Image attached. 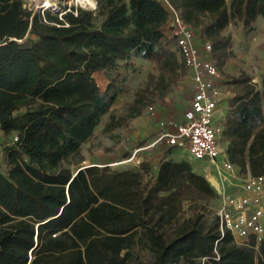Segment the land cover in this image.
<instances>
[{"label":"trees","instance_id":"1","mask_svg":"<svg viewBox=\"0 0 264 264\" xmlns=\"http://www.w3.org/2000/svg\"><path fill=\"white\" fill-rule=\"evenodd\" d=\"M168 1L212 44L219 70L233 55L225 29L240 22L254 30L264 18V0ZM170 17L161 0H97L94 10L43 14L25 0H0V264H264V240L256 248L222 236L217 214L205 228L206 202L220 197L191 161L165 152L146 184L141 170L79 167L135 58L159 75L106 132L142 113L151 85L163 98L187 74ZM97 73L109 79L106 89ZM230 83L226 154L241 172L264 174V78L262 90L246 73Z\"/></svg>","mask_w":264,"mask_h":264},{"label":"rangeland","instance_id":"2","mask_svg":"<svg viewBox=\"0 0 264 264\" xmlns=\"http://www.w3.org/2000/svg\"><path fill=\"white\" fill-rule=\"evenodd\" d=\"M27 6L34 10H39L41 14L44 10H48L52 13H58L65 7L78 6L86 9H96L97 0H88L85 5H81L74 0H50L51 8L47 6L48 0H25ZM224 34L231 36L232 46L231 50L233 55L228 59L227 63L220 70L221 79L219 86L221 89L224 102V107L221 112L216 116V122L220 123L229 111V99L234 96V86L230 83V80L234 76H239L242 73H246L252 77V83L256 85L257 90L263 89L264 78V18H260L257 23V27L254 30H250L243 26L240 22H232L224 31ZM127 77L121 84V92L112 106L109 113L104 115L101 123L96 127L93 136L82 147V154L85 161L79 167H86L91 165L90 162L95 155L110 156L114 161L122 159L127 160L131 157L133 152L140 147L152 144L157 138L155 135H150L146 138L143 136H135V132L141 129L142 126L136 124V119L139 116H148L151 111L149 108L152 106L156 108L164 103L169 102L175 96H178V89L180 81L170 86L168 93L165 97H161V90L155 85L150 86V90L146 93L145 103L146 106L142 113L127 119V124L123 127H119L110 132L105 131L106 124L109 122L112 115L115 117H129L131 113V104L135 101L138 93L143 91L148 86L150 81V75H154L156 78L159 75L158 70L149 61L141 58L134 59V66L128 68ZM96 79L102 89H106L109 84V79L102 73L95 74ZM223 130V129H222ZM143 132V130H142ZM133 140H131L133 137ZM221 146L226 152L228 146V140L220 136ZM160 144V143H159ZM156 145V147L149 150H142L137 154V158L132 162H126L120 165H113L116 170L134 169L141 170L142 182L146 184L156 174L158 165L164 153L168 152L166 159H173L177 161L192 159L189 158V152L183 147H170L166 143L163 145ZM158 146V147H157ZM148 153V154H147ZM146 155V156H145ZM151 157V158H149ZM148 158V160H145ZM220 162L223 161V157H220ZM193 169L202 175H206V171L209 169V163L204 161H191ZM76 168V167H74ZM213 174L220 179L216 167H210ZM242 176H245L247 172H241ZM228 193L233 192V189H226ZM207 208L205 210V228H210L215 225L216 222V208L219 205V201L210 200L206 202ZM192 216L191 204L185 203L183 218H189ZM144 262L148 263V257L143 256ZM199 260L197 261V263ZM203 263V260H202ZM177 264H195L192 262L178 261Z\"/></svg>","mask_w":264,"mask_h":264},{"label":"built area","instance_id":"3","mask_svg":"<svg viewBox=\"0 0 264 264\" xmlns=\"http://www.w3.org/2000/svg\"><path fill=\"white\" fill-rule=\"evenodd\" d=\"M161 1L171 14L167 29L176 39L179 52L195 83L188 119L176 125L175 132H163L152 144L137 148L127 160L107 165L112 167L132 162L139 152L161 142H166L170 147L186 148L190 159L207 162L218 171L220 179L210 167L205 173L207 179L214 177L221 185L216 214L222 236L230 233L243 245H250L254 240L258 248L264 240V174L248 172L242 176L239 168L229 160L220 142L223 121L217 123L215 120L220 112L222 93L219 86L221 72L210 59L212 44L207 42L201 49L196 44L195 32L185 23L180 12L168 0ZM149 110L154 113V107L151 106ZM220 157H223L222 162L219 161ZM227 188L233 189V192L228 193Z\"/></svg>","mask_w":264,"mask_h":264},{"label":"crops","instance_id":"4","mask_svg":"<svg viewBox=\"0 0 264 264\" xmlns=\"http://www.w3.org/2000/svg\"><path fill=\"white\" fill-rule=\"evenodd\" d=\"M258 20H257V23H258ZM195 41H196V44L201 49H204V45L205 43H207V41H204L200 37L199 34H196ZM194 91H195V83L192 79V73L190 70H187V74L180 81L177 97L175 96L169 102L164 103L163 105L157 106L156 108H154V113H150L148 116L146 115L139 116V118L136 119V124H139L140 126H142V128L138 129V132H135V136L141 135L144 138H146L153 134L155 135V138H157L163 132H175L176 125L184 123L188 119V113L192 106V98L194 95ZM223 98L224 97L222 96V102L219 107L220 112L224 108L222 104L227 103V101L224 102ZM135 136L131 140L136 138ZM165 143L166 142H161L159 145L163 147ZM147 146L148 145H146V147ZM154 147L156 146L149 147L145 150H149ZM111 158L112 157H110L109 155L108 156L107 155L106 156L95 155L92 158L90 164L91 165L93 164L105 165V164L113 163V159ZM145 160H148V158H146ZM120 161L121 160L114 161V162H120Z\"/></svg>","mask_w":264,"mask_h":264},{"label":"water","instance_id":"5","mask_svg":"<svg viewBox=\"0 0 264 264\" xmlns=\"http://www.w3.org/2000/svg\"><path fill=\"white\" fill-rule=\"evenodd\" d=\"M83 168H85V167H82L81 169H83ZM208 181L211 183V185L215 188V190L217 192H219V193L221 192L220 182L216 178L210 177V178H208Z\"/></svg>","mask_w":264,"mask_h":264},{"label":"bare ground","instance_id":"6","mask_svg":"<svg viewBox=\"0 0 264 264\" xmlns=\"http://www.w3.org/2000/svg\"><path fill=\"white\" fill-rule=\"evenodd\" d=\"M74 1H77V2H79L81 5H85L87 2H88V0H74ZM47 6L49 7V8H51V2H50V0H48V2H47Z\"/></svg>","mask_w":264,"mask_h":264}]
</instances>
